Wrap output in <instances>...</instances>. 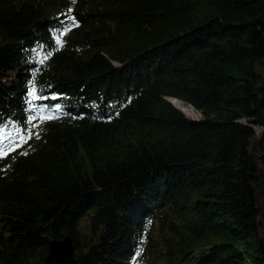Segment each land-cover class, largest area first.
<instances>
[{"label":"trees","instance_id":"trees-1","mask_svg":"<svg viewBox=\"0 0 264 264\" xmlns=\"http://www.w3.org/2000/svg\"><path fill=\"white\" fill-rule=\"evenodd\" d=\"M29 80L54 119L0 158V264L65 235L79 264H264V0H0V148Z\"/></svg>","mask_w":264,"mask_h":264},{"label":"snow or ice","instance_id":"snow-or-ice-1","mask_svg":"<svg viewBox=\"0 0 264 264\" xmlns=\"http://www.w3.org/2000/svg\"><path fill=\"white\" fill-rule=\"evenodd\" d=\"M61 15L63 16V14ZM64 19L74 20L76 24H79V20H77L75 16H72L70 18L67 16H64ZM68 31H69L68 27H62L60 29L61 33H66ZM53 39L56 41L57 45H59L61 36L57 34L56 36L53 37ZM28 83L31 86L26 91L25 103L33 109H36L39 107L40 109L39 114L38 115L28 114L27 121L32 122V123L28 124L27 126L25 125V121L23 120L19 121L21 125L19 134H17L14 137L10 147H8L7 149L0 148V158L9 156L10 153L14 152L17 148H20L22 144L27 143V141L32 139L34 136L38 137L40 135V132H39L40 125L46 120L54 119V117L51 114H48L45 111L49 107V105L37 106L32 103L34 99H39V88L36 84L32 82V80H29ZM51 95L53 97H58L61 95V93L54 92V93H51ZM54 107L56 109H60L62 105L59 103H55ZM106 118L111 119L110 116ZM5 119H9V118L0 117V142L6 139V137L4 136V130L7 128V125L4 123Z\"/></svg>","mask_w":264,"mask_h":264},{"label":"water","instance_id":"water-1","mask_svg":"<svg viewBox=\"0 0 264 264\" xmlns=\"http://www.w3.org/2000/svg\"><path fill=\"white\" fill-rule=\"evenodd\" d=\"M260 244L264 253V240L262 238H260ZM45 264H79L70 235L51 240Z\"/></svg>","mask_w":264,"mask_h":264},{"label":"rangeland","instance_id":"rangeland-1","mask_svg":"<svg viewBox=\"0 0 264 264\" xmlns=\"http://www.w3.org/2000/svg\"><path fill=\"white\" fill-rule=\"evenodd\" d=\"M170 101L175 104L178 108H180L186 115L192 117V118H199L201 117V112L197 109H195L192 105L190 106V104H186L184 107L186 109L183 110V108H181L178 104L175 103V100L174 99H178V98H174V97H171L169 98ZM180 100V99H179ZM255 128H256V131L258 134L261 133L262 131V126L258 125V124H254ZM259 205L261 206V215H260V232H261V237L262 239L264 240V193L262 192V190L259 191ZM88 222L87 220H83V225H87Z\"/></svg>","mask_w":264,"mask_h":264},{"label":"bare ground","instance_id":"bare-ground-1","mask_svg":"<svg viewBox=\"0 0 264 264\" xmlns=\"http://www.w3.org/2000/svg\"><path fill=\"white\" fill-rule=\"evenodd\" d=\"M175 100V103L178 104L181 108H183V110L186 111L185 109V105L187 104L186 102L182 101V100H179V99H174ZM186 103V104H185ZM185 106V107H184ZM191 106V105H190Z\"/></svg>","mask_w":264,"mask_h":264}]
</instances>
